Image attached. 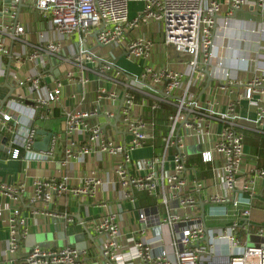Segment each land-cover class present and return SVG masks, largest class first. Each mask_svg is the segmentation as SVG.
I'll return each instance as SVG.
<instances>
[{"label":"built area","instance_id":"obj_1","mask_svg":"<svg viewBox=\"0 0 264 264\" xmlns=\"http://www.w3.org/2000/svg\"><path fill=\"white\" fill-rule=\"evenodd\" d=\"M25 1L48 24L47 29L38 31V42L33 44H28L24 37L30 31L20 19V3L23 5ZM131 2L142 4L134 17H130ZM250 6L264 15V0H11L0 6V16L9 18L2 24L5 33L13 42L23 41L25 49L27 45L30 47L29 53L27 50L13 52L6 48L3 39L0 42V53L9 55L15 67L8 72L14 91L0 110V133L7 138L8 156L26 163L51 159L60 136L52 132L47 152L36 149L39 137L36 120L40 109L49 110L60 102L65 89L70 88L68 96L76 107L63 112V131L68 142L61 165L67 166L73 160L84 161L91 154H107L115 158V186L119 187L122 198L134 202L137 192H145L158 200L154 208L139 213V224L130 236L123 231L117 213L106 211L93 221L92 228L98 237L95 246L106 264H170L166 250L160 254L153 252L154 245L163 244L164 239L163 236L148 237L147 230L152 223L171 228L177 264H209L215 256L213 243L220 237L227 238L231 245L228 264H264V247L250 246L238 237L239 220L225 228L205 227L201 204L195 196L205 185L197 178L196 165H188L186 139V136H195L204 143L206 136L210 138L208 149L201 154L202 160L210 164L212 179L222 187L220 193L209 196L210 201L220 205L232 201L238 207L247 202L238 191L250 196L256 194L258 181H264V168L244 172V131L259 130L264 121V108L255 98V94L264 93V45H259V64L253 78L223 109L210 103L208 107L201 105L192 91L195 71L199 72L201 81L212 76L213 81L218 80L226 89L224 81L229 82L232 75L225 69L224 60L218 59L212 66L215 30L221 15L225 16L227 25L237 10ZM146 26H153L156 33L163 35V43L170 52L188 56L185 70L150 63L156 50L155 39L145 31L129 38L131 31ZM51 31L56 37L51 36ZM259 37L264 40V28ZM95 44L124 50L132 62L140 63L142 72L133 76V80L127 79L121 67L96 52ZM53 57L62 61L65 70L62 78L50 85L42 71ZM27 60L35 62V68L21 77L18 69ZM88 62H98L95 70L103 79L112 81V88L99 87L96 106L90 109L83 107L88 86L93 81L87 74L91 68ZM113 68L115 73L109 74ZM78 85L81 92L75 89ZM24 88L29 89L30 95L22 91ZM138 93L144 94L139 102ZM243 99L259 107L256 118L240 114L239 104ZM105 100H119L118 111L106 112L103 124L92 123L91 118L101 115L100 104ZM163 105L171 106L172 110L168 111L167 133L160 131L162 151L149 158H134V151L156 139L159 133L156 113ZM137 106L150 107V118L134 113ZM204 112L221 121L222 128L217 131L207 125ZM50 115L51 111H44L41 117L47 119ZM111 122L115 128L120 123L130 139L113 138L105 128ZM103 184L97 171H91L81 186L70 185L68 176L40 178L34 181L28 204L33 215L44 212L56 217L59 215L45 211L44 207L52 205L57 197L63 194L93 197ZM0 191L18 203L25 196L26 186L23 181L16 185L0 182ZM101 203L106 206L105 199ZM241 214L243 219L247 218L250 209H242ZM7 223V254L13 256L29 234L30 225L16 204L8 209ZM257 234L264 235V227L258 228ZM87 254V249L78 250L74 246L50 249L36 244L26 256V264H89L84 258ZM11 264L17 263L12 260Z\"/></svg>","mask_w":264,"mask_h":264},{"label":"crops","instance_id":"obj_2","mask_svg":"<svg viewBox=\"0 0 264 264\" xmlns=\"http://www.w3.org/2000/svg\"><path fill=\"white\" fill-rule=\"evenodd\" d=\"M6 0H0V6L6 5ZM142 7L140 2L130 3V17H134L137 11ZM20 19L24 21L29 29V33L24 36L29 42L33 44L38 42V31L47 29L48 24L41 18L40 13L33 9L28 2H23L20 7ZM225 16L221 15L218 20V26L215 30V46L212 66H215L218 59H223L225 62V69L228 70L232 78L229 82L224 81L226 89L222 88V84L218 80H209L206 76L203 81L198 78L199 72L195 71V86L192 88L196 96V100L205 107L214 105L218 109H223L230 99L235 98L241 93L250 81L259 64V57H257L259 45H264V40L260 39V32L264 28V15H256L250 7H245L243 11H239L236 16L228 19L225 25ZM8 17L0 16V42L3 43L9 51L29 53L30 47L23 41H15L5 33L2 28L4 22H8ZM145 31L147 35L153 37L156 41V50L153 54L151 64L158 67H170L174 70H185L187 68L188 56L170 52L163 43V35H157L153 26H146L143 29H137L129 33V38H135ZM52 37H56L54 32H50ZM24 40V38H23ZM93 42V41H92ZM95 43V42H93ZM76 44V43H75ZM92 45L91 43H89ZM97 49V53L103 55L115 65L121 67L127 73V79L133 80V76L140 75L142 68L140 63L132 62L125 51L122 49L113 48L111 46H93ZM35 62L25 61L22 68L18 69L21 77L26 76L35 68ZM91 67L87 70V74L93 80L88 86L86 101L83 107L90 109L96 106L94 102L98 99V89L101 86L112 88V81L110 79H103L95 70L98 62H88ZM15 70L14 64H11V57L0 53V103L4 98L11 94L10 86L13 85L8 72ZM114 69V68H113ZM65 66L58 58L53 57L49 60L46 68L43 69L45 73V81L52 85L57 79L62 78ZM112 70L109 74H114ZM230 81H237L230 82ZM76 91L81 92V87H75ZM27 95H30L28 88L22 90ZM71 89H65L59 103L54 104L49 110L40 109L36 120L38 130L46 129L53 133H58L60 136L57 142L54 155L51 159L42 162H23L19 159H12L8 156L5 149L4 138L5 135L0 133V182L9 185H16L19 181H23L26 186L25 196L23 200L18 203L0 191V264H11L12 260L17 264H26V256L31 248L40 244L45 248L58 249L64 246H74L78 249V245L82 249H87L88 254L84 258L89 264H106L103 257L100 256L95 246V240H98L97 234L92 228L93 221L106 211L117 213L119 220L122 223L123 231L130 236L132 230L139 224V213L143 209H152L158 204L155 197L148 195L145 192H137L135 194V201L132 202L127 198H122L119 193V187L115 186L116 176L114 173L115 158H111L107 154H91L85 157L84 161L73 160L67 166H62L64 147L68 142L67 136L63 131L65 109H73L76 107L74 102L69 98ZM144 94L138 93V102L143 99ZM154 99L153 96H150ZM255 98L260 100V106L264 108V93L255 94ZM209 103L211 105H209ZM119 100H105L100 104L101 115L96 118H91L90 121L105 123L106 112L113 111L116 113L119 109ZM172 110L171 106L163 105V107L156 113L157 128L159 133L156 139L150 141L147 145L134 151V158H149L162 151L163 146L159 144L162 140L160 131L164 135L168 129V111ZM44 111H51L49 118L41 117ZM134 113L149 119L150 107L137 106ZM239 112L243 116L256 118L259 112V107L251 105L246 99L241 100L239 104ZM205 113V123L214 126L215 130H220L223 123L210 115ZM111 122L105 125V128L111 133L112 137L118 141H126L130 139V135L124 132L123 126L118 123ZM259 130L245 129V151L246 161L244 164V172H250L256 168H264V148L261 152L256 150L258 142L264 143V121L259 127ZM43 136L39 134L38 141L42 140ZM187 150H188V165H196L197 178L204 181V188L200 193H196V197L201 204H205V221L208 228H225L230 226L233 222L239 220V227L236 230L238 237L249 245L248 237L252 233L257 234V229L264 227V181L259 180L257 183V191L255 195L238 191L239 196L247 202L238 207L234 206L232 201L224 205L216 204L209 200V196L214 193H220L222 187L214 182L210 170V164L202 160V152L209 147V136H206L207 142H199L195 136H186ZM202 147L201 152H191L190 147ZM97 171L103 178L104 184L97 188L95 196L87 195L83 197H75L70 194H63L55 199L52 205H46L45 211L58 214L59 216H48L44 212L33 215L31 213L30 205L28 204V197L33 192L34 181L40 178L51 177H69V184L72 186H81L85 178L91 173ZM101 199H105L106 206L101 203ZM18 205L23 214L28 217L30 225L29 234L22 239L21 245L17 253L13 256L7 254V246L9 240V225L7 223L8 209ZM244 208L250 209V215L243 219L241 211ZM225 212V214H220ZM216 215H212V213ZM220 214V215H217ZM66 216V217H65ZM73 218V219H72ZM72 219V220H71ZM247 222V227H245ZM254 227V228H253ZM250 228V229H249ZM255 228H257L255 230ZM171 228L169 226H162L158 223H152L147 230L148 237L159 238L163 236V244H155L153 252L160 254L163 250L168 252L170 264H177L175 257V250L172 244ZM259 235V234H257ZM260 236V235H259ZM262 236V235H261ZM264 236V235H263ZM214 259L209 264H228L229 256L231 254V245L227 238L220 237L213 243Z\"/></svg>","mask_w":264,"mask_h":264},{"label":"water","instance_id":"obj_3","mask_svg":"<svg viewBox=\"0 0 264 264\" xmlns=\"http://www.w3.org/2000/svg\"><path fill=\"white\" fill-rule=\"evenodd\" d=\"M6 1L10 2L11 0H6ZM20 5H22V2L20 3ZM243 10H244V8L237 10L234 16H236L239 11H243ZM250 10L256 15H262V13L259 10L255 9L253 6H250ZM207 73L209 74L208 70H207ZM213 79L214 78H212V76H209V80H213ZM14 88H15V86H13V85L10 86L11 92L14 91ZM10 95L11 94H9L6 98H4L2 100V102L0 103V110L4 107L6 101L9 99ZM117 119H118V117H117ZM39 134L43 136V139L35 142V148L38 150L47 152L49 150V147H50V142H51V138L53 136V133L49 130L42 129V130H39ZM6 140H7V138L5 137L4 138V144L6 143ZM201 208H202L201 217L205 221L206 211H205V204L203 201L201 202ZM205 227L208 228L206 222H205Z\"/></svg>","mask_w":264,"mask_h":264},{"label":"rangeland","instance_id":"obj_4","mask_svg":"<svg viewBox=\"0 0 264 264\" xmlns=\"http://www.w3.org/2000/svg\"><path fill=\"white\" fill-rule=\"evenodd\" d=\"M157 35H159L157 33ZM190 151L191 152H201L202 151V147L200 145L198 146H192L190 147ZM248 242L250 246H259V247H264V236L262 235H257L255 233H252L251 235H249L248 237ZM81 246L84 245H78V250H83Z\"/></svg>","mask_w":264,"mask_h":264},{"label":"trees","instance_id":"obj_5","mask_svg":"<svg viewBox=\"0 0 264 264\" xmlns=\"http://www.w3.org/2000/svg\"><path fill=\"white\" fill-rule=\"evenodd\" d=\"M159 144H161L163 146V142L162 141H160ZM261 148H264V143L263 142H258V144H256V150L261 152Z\"/></svg>","mask_w":264,"mask_h":264}]
</instances>
